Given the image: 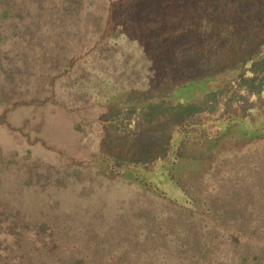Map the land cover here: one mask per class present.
<instances>
[{
	"label": "rangeland",
	"instance_id": "obj_1",
	"mask_svg": "<svg viewBox=\"0 0 264 264\" xmlns=\"http://www.w3.org/2000/svg\"><path fill=\"white\" fill-rule=\"evenodd\" d=\"M118 1L112 5L128 2ZM109 3L85 0L79 17L60 18L33 35L16 31L10 39L11 24L2 27L10 40L0 42V264H193L197 238L210 229L208 242L220 231L228 236L217 243L218 255L253 237L233 235L188 204L196 213L191 217L182 208L181 189L162 177L165 169L157 162L168 156L170 98L166 90L154 93L159 84L152 79L158 78L153 63L138 58L135 44L113 47L104 21ZM31 12H24L27 20L45 17ZM190 49L187 44L185 52ZM186 56L181 68L191 71L181 79L197 78L206 67L199 56L202 66ZM138 87L143 91L137 93ZM201 90L181 97H197ZM255 103L229 118L245 114L250 128L264 113V103ZM259 122L264 126V118ZM178 140L176 133L173 144ZM226 140L239 156L231 151L229 163H215L227 189L212 194L213 220H224L221 210L226 224H239L252 220L247 210L254 209L256 222L264 224V138L246 144L234 128ZM214 153L225 158V150ZM256 237L259 258L227 256L223 264H264V239Z\"/></svg>",
	"mask_w": 264,
	"mask_h": 264
},
{
	"label": "trees",
	"instance_id": "obj_2",
	"mask_svg": "<svg viewBox=\"0 0 264 264\" xmlns=\"http://www.w3.org/2000/svg\"><path fill=\"white\" fill-rule=\"evenodd\" d=\"M117 1L110 0V9L104 20L105 25L111 26L108 28L111 33L108 39L117 48L120 44L125 46L124 43L135 44L140 49L138 58L147 56L153 63L150 66L155 69L153 74L158 78L152 79L159 84L154 93L160 94L166 90L170 98L168 106L171 113L168 115L166 143L168 156L166 161L163 159L157 162L166 170H163L162 177L167 176V182L181 189L186 197L185 207L182 208L189 210L191 217L196 213L187 208L188 204L199 212L203 210L212 222L217 221L216 223L231 228L233 235L242 239L245 238L244 235L253 236L251 241H245L235 253L218 255L216 249L221 245L217 243L226 241L228 236L222 235L220 231L215 241L211 240L210 243L205 239L213 234L210 229L205 237L200 235L197 238L196 251L199 254L195 253L193 264H223L225 257H237L240 254H255L259 258L258 255L261 254L255 253L258 248L256 236L264 239V224L256 222L258 213L254 209L247 210V220H252L229 225L226 224L228 216L220 210V218L224 220H213L215 211L212 201L216 200L212 194L227 189L225 179L218 175L221 172L215 168V163H218L217 160L229 163L234 159L232 152H238L233 143L224 141V138L234 128L239 129L246 144L252 143L260 135L264 138V126H257L259 120L264 118V113L258 121L254 120L249 124L250 128H247L245 114L244 117L238 115L229 118L231 114H238L239 109L244 111L248 103H255L251 100L253 97L257 98V102L264 103V0H127L128 2L122 1L113 6L112 3ZM84 2L85 0H0V21H3L0 22V42L9 39L8 35H1L3 31L6 32L3 26L7 28L11 24L10 39L16 31L30 32L33 35L42 32L46 25L57 26L60 18L79 17L84 9ZM92 5L93 2L90 3ZM28 10L32 11L30 15L39 13L45 17L36 21L27 20L24 12ZM141 31L147 32L141 35ZM36 37L37 40L40 39V35L37 34ZM189 37H195L196 42L192 43ZM187 44L191 48L189 53L185 52ZM186 54L202 66L197 61L199 56L206 67L197 78L186 76L181 79L182 72L191 71L187 66L185 69L181 68V62L187 58ZM176 74L179 79L175 77ZM195 87H202L200 95L192 98L190 94H185L181 97L182 93L194 91ZM139 88L137 93L143 91ZM176 95L179 96V102L172 100V96ZM176 133L179 140L173 144L172 139ZM216 148L225 150L224 159L222 153L215 155ZM235 155L239 156L238 153ZM241 157L240 165H243L244 154ZM184 166L190 168L185 169ZM226 166L228 165L221 164V167ZM144 168L148 169V166ZM215 171L218 173L214 174ZM222 196L227 197L224 193ZM220 228L228 232V228ZM236 229L243 234L235 232ZM202 238L206 241L205 246L199 244ZM222 246L225 252H231L227 244ZM177 257L181 263L182 257Z\"/></svg>",
	"mask_w": 264,
	"mask_h": 264
}]
</instances>
